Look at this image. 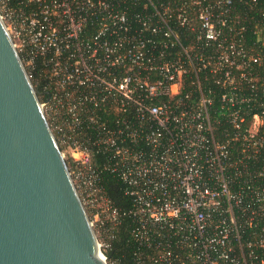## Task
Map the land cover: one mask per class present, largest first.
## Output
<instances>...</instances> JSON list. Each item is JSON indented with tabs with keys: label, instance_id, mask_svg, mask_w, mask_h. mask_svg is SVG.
<instances>
[{
	"label": "built area",
	"instance_id": "built-area-1",
	"mask_svg": "<svg viewBox=\"0 0 264 264\" xmlns=\"http://www.w3.org/2000/svg\"><path fill=\"white\" fill-rule=\"evenodd\" d=\"M0 12L108 264H121L107 253L123 214L104 171L134 201L130 264H264V82L259 112L244 90H257L264 29L261 47L244 45L234 0H0ZM222 116L236 130L220 141Z\"/></svg>",
	"mask_w": 264,
	"mask_h": 264
},
{
	"label": "water",
	"instance_id": "water-1",
	"mask_svg": "<svg viewBox=\"0 0 264 264\" xmlns=\"http://www.w3.org/2000/svg\"><path fill=\"white\" fill-rule=\"evenodd\" d=\"M0 264H108L1 12Z\"/></svg>",
	"mask_w": 264,
	"mask_h": 264
},
{
	"label": "trees",
	"instance_id": "trees-1",
	"mask_svg": "<svg viewBox=\"0 0 264 264\" xmlns=\"http://www.w3.org/2000/svg\"><path fill=\"white\" fill-rule=\"evenodd\" d=\"M234 12L238 19L241 21L240 24H236L237 29L242 30L244 37L240 40L244 45L247 46H262L261 41H258L257 32L258 29H264V0H234ZM264 35V32H263ZM264 38V37H263ZM239 40V39H238ZM264 40V39H262ZM257 45H254V44ZM254 75H258V80H255L257 85L256 93H252L251 89L244 88L251 95V100L248 102L249 114L254 112H259L260 109L257 108V105L260 100L263 99L262 95V83L264 82V63L261 65H256L254 67ZM38 75V74H37ZM211 79H204L203 83L208 85L212 84ZM36 88L38 89L40 98L46 99L48 94L43 90L41 84L39 85L35 80ZM244 87L248 86L246 81L243 82ZM218 93V92H216ZM215 102L213 107L214 115L218 114L220 110V104L218 101V94L215 95ZM247 116H249L247 114ZM217 133L216 139L223 141L227 138L226 135H223V130L230 131L233 133L234 130L232 125H229L227 121L224 120L223 116L220 117V122L216 125ZM263 133V132H262ZM242 140H236L233 142L234 148L239 149L241 147ZM70 164V161H69ZM102 183L105 186V189L112 201V203L122 212V223L117 229V236L112 241V248L108 251L107 255L109 259L119 258L121 259V264H130L131 263V241L130 239V230L133 227V219L129 214V210L134 207L133 198L126 194L125 184L113 173L104 171L102 174Z\"/></svg>",
	"mask_w": 264,
	"mask_h": 264
},
{
	"label": "rangeland",
	"instance_id": "rangeland-1",
	"mask_svg": "<svg viewBox=\"0 0 264 264\" xmlns=\"http://www.w3.org/2000/svg\"><path fill=\"white\" fill-rule=\"evenodd\" d=\"M32 80H33V82H34V80L36 81V79L35 78H32ZM35 86H36V84H35ZM42 99V98H41ZM66 155H67V153H66ZM66 157V156H65ZM68 157V156H67ZM66 157V159H67V161H68V158ZM85 204V203H84ZM86 206V205H85ZM86 209H87V211H88V213H89V215H90V217H91V219H92V221H93V223H94V227H95V230H96V232H97V234H98V237H101V228H100V226H99V224H98V222H97V217H95L94 216V209H91V208H89L88 206H86Z\"/></svg>",
	"mask_w": 264,
	"mask_h": 264
}]
</instances>
